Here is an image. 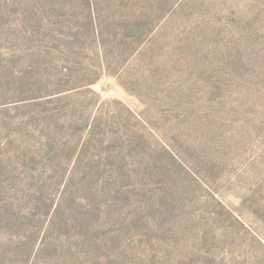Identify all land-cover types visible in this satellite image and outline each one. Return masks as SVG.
Wrapping results in <instances>:
<instances>
[{
    "label": "rangeland",
    "instance_id": "374dc122",
    "mask_svg": "<svg viewBox=\"0 0 264 264\" xmlns=\"http://www.w3.org/2000/svg\"><path fill=\"white\" fill-rule=\"evenodd\" d=\"M0 264H264V0H0Z\"/></svg>",
    "mask_w": 264,
    "mask_h": 264
}]
</instances>
